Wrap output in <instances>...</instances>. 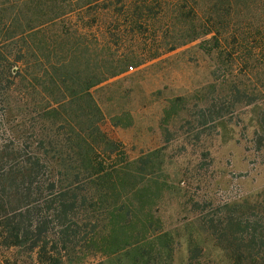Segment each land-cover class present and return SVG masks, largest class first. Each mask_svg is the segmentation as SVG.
Returning <instances> with one entry per match:
<instances>
[{
    "label": "trees",
    "instance_id": "obj_1",
    "mask_svg": "<svg viewBox=\"0 0 264 264\" xmlns=\"http://www.w3.org/2000/svg\"><path fill=\"white\" fill-rule=\"evenodd\" d=\"M111 1L0 0V114L11 110L22 117L30 114L28 126L37 133L22 140L13 133L16 139L10 143L0 141V212L4 211L5 219L0 221V238L9 246L37 249L44 264H63V259L73 263L81 244L91 248V239L95 246L98 239L105 255L126 249L131 264H173L168 232L139 240L147 226L160 229L155 211L145 213L161 188L153 157L130 161L123 151L117 154L120 160L103 156L95 140L74 126L87 103L80 93L124 74L133 63L141 65L203 35L220 33V26L234 31L236 38L243 14L238 7L254 3L214 0L209 7L214 20L197 24L194 5L177 1L179 26L169 31L178 34L166 31L164 39L172 38V43L163 49L154 47L141 61L119 53L121 25L98 17L102 10L111 11ZM135 1L132 6L142 13L153 0ZM75 11L81 18L77 28L70 23L49 34L52 25ZM91 11L94 17H82ZM126 24L130 31L140 32L146 22ZM211 107L214 122L223 109ZM223 208H217L219 213L201 228L232 264H264V203H232ZM89 227L94 233L86 236ZM202 257L203 248L193 244L189 264H213Z\"/></svg>",
    "mask_w": 264,
    "mask_h": 264
},
{
    "label": "rangeland",
    "instance_id": "obj_2",
    "mask_svg": "<svg viewBox=\"0 0 264 264\" xmlns=\"http://www.w3.org/2000/svg\"><path fill=\"white\" fill-rule=\"evenodd\" d=\"M177 1L181 0H153L141 13L132 6L135 0H113L111 11L102 10L98 17L121 25L120 54L128 59H148L154 47L163 49L173 41L164 39V33L178 29ZM125 3L128 9L121 10ZM189 4L194 5L197 24L214 20L209 10L214 0H189ZM238 8L243 14L239 16L242 22L237 26L240 29L236 38L234 31L220 26V33L203 35L141 65L133 63L134 67H128L124 74L80 93L87 103L74 126L95 140L103 156L115 160L123 151L130 161L153 157L161 188L145 213L155 211L160 229L147 226L139 240L168 232L173 264H189L193 244L203 248L204 262L232 264L202 224L227 204L264 203V0ZM93 15L91 11L82 17ZM80 19L75 11L52 25L49 34L55 35L61 26L70 23L77 28ZM143 19L146 24L140 32L124 25ZM198 29L203 30L200 25ZM214 104L223 113L211 122L208 109ZM30 117L14 110L1 113V143L16 139L13 133L21 140L37 136L28 126ZM146 182L149 184V178ZM3 215L4 211L0 212V221L5 220ZM85 233L92 235L93 227ZM98 242L95 246L91 239L90 249L81 242L83 249L75 253L74 262L63 259V264H131L126 249L105 255ZM0 264L44 263L39 261L37 249L9 246L1 237Z\"/></svg>",
    "mask_w": 264,
    "mask_h": 264
},
{
    "label": "built area",
    "instance_id": "obj_3",
    "mask_svg": "<svg viewBox=\"0 0 264 264\" xmlns=\"http://www.w3.org/2000/svg\"><path fill=\"white\" fill-rule=\"evenodd\" d=\"M133 67H130V69H132Z\"/></svg>",
    "mask_w": 264,
    "mask_h": 264
}]
</instances>
